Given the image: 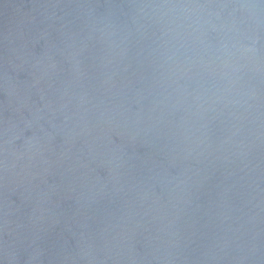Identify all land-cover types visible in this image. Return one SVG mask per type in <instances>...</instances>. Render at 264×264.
Masks as SVG:
<instances>
[{"label":"water","instance_id":"water-1","mask_svg":"<svg viewBox=\"0 0 264 264\" xmlns=\"http://www.w3.org/2000/svg\"><path fill=\"white\" fill-rule=\"evenodd\" d=\"M0 264H264V0H0Z\"/></svg>","mask_w":264,"mask_h":264}]
</instances>
